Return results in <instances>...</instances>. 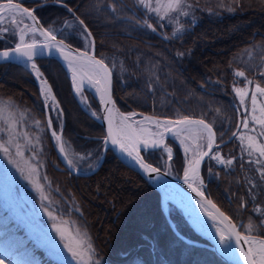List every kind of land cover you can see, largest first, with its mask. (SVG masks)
Instances as JSON below:
<instances>
[{"label": "trees", "instance_id": "1", "mask_svg": "<svg viewBox=\"0 0 264 264\" xmlns=\"http://www.w3.org/2000/svg\"><path fill=\"white\" fill-rule=\"evenodd\" d=\"M51 1L66 6L41 5ZM187 1L195 6V22L186 20L184 29L176 35L144 12L136 0L21 3L34 8L46 28L57 30L65 20L84 21L95 41V55L103 57L112 69L113 98L121 112L135 110L173 119L199 117L212 125L217 141L222 143L239 132L241 122L233 93L234 84L239 82L235 71H244L254 84L264 87L260 75L264 72V4L260 0H240L239 4L234 0ZM112 5L118 9L116 12L111 10ZM58 37L76 48L84 46L75 34ZM15 42L14 35L5 34L0 49L12 47ZM36 63L62 110V142L73 153L86 156L77 168L92 169L102 151L103 127L80 106L59 61L44 58ZM10 77L13 82L7 81ZM86 95L90 108L98 114L91 94ZM0 100L11 101L24 114L28 131H39L44 174L51 184L55 211L87 232L100 264H228L201 245L206 240L192 229L177 207L170 205L168 213L174 230L161 208L157 189L121 163L112 151H107L95 173L72 175L57 156L47 130L43 101L26 68L0 64ZM33 118L41 122L40 127ZM51 119L53 128L59 129L61 126ZM235 137L218 148L234 158L231 167L224 170L209 159L202 167V177L212 200L240 227L246 226L250 218L259 223L252 205L263 197L254 199L253 190L249 191L253 175ZM167 143L173 150L170 165L179 176L185 166L184 155L172 140ZM159 158L157 152L146 156L148 162L163 168ZM0 249L6 264H65L46 255L1 204Z\"/></svg>", "mask_w": 264, "mask_h": 264}, {"label": "snow or ice", "instance_id": "2", "mask_svg": "<svg viewBox=\"0 0 264 264\" xmlns=\"http://www.w3.org/2000/svg\"><path fill=\"white\" fill-rule=\"evenodd\" d=\"M240 0H234V3L239 4ZM264 4V0H260ZM139 3L143 5L147 10L155 12L160 16L161 19L169 16L171 13H180L182 15H188V12L184 9L186 7H191L186 4V0H155V7H153L152 0H139ZM111 10L116 12L118 9L115 5L111 6ZM229 10H232L229 8ZM71 12V9H69ZM20 15L21 18L28 17L33 20L34 27L19 29L20 31V43L16 45L15 48L5 50L0 52V59L11 60L18 58H25L27 61H32L33 57L37 55L38 45L37 41L33 39L31 43L25 42V35L27 31L35 33L40 32V35L44 38V43L42 47L48 49H55L68 63V67L72 72L73 85L76 89L78 95H82L84 78L87 77L89 85L95 87L96 92L100 97V104L104 106V111L107 115L103 118L107 120V134L104 137V144L107 145L109 142L118 146L122 153H126L133 161H135L139 167L150 173H158L159 168L152 167L151 164L145 163L144 158L141 156L142 150L163 148V151L167 153L168 160L172 159L173 150L164 144L165 134H171L172 136L179 138L181 145L184 146L185 156L189 152L192 153L191 158L187 159V167L184 169V180L188 183L189 187L192 188L194 192L200 197H204V193L199 187L195 186V182L199 180V169L201 162L205 157H208L210 153H213L214 148L219 146L216 144V135L213 131L212 125L206 123L204 119L193 120L189 116L185 115L178 117L176 119H161L158 116H144L141 120L133 119L136 116L135 112H130L127 114L119 113V122L114 123L113 112H118L115 108V102L112 100L111 96V82H112V69L109 64L105 63L103 57L97 58L91 49H94L95 41L92 39V33L88 30L87 26L84 25L83 20H79V25L82 27V35L85 37V49L83 51L77 49L72 50L69 46H66L63 41L55 42L56 37L53 35L51 30L39 29L38 22H36L32 11L28 8H23L21 3H16L14 0H6V2H0V25L10 19L12 24H17L16 16ZM74 15V14H73ZM147 27L152 28L151 24H147ZM8 28L0 27V32H7ZM153 31L155 29L153 28ZM55 42V43H54ZM255 47V46H254ZM67 49V50H66ZM178 55H183L180 53ZM115 65H113L114 67ZM36 77L40 79L42 73L40 69L33 62L31 64ZM85 69H90L91 71H85ZM234 75L236 77L244 78L248 84H251V80H247L244 71H235ZM261 77H264V72L260 73ZM79 77V80L77 79ZM159 78L157 77L156 80ZM155 83V81H153ZM42 93H44L45 104H48L49 99H51V110L58 111L59 104L56 101L54 95H52L50 87H44L47 85L46 80H41ZM153 85H149L151 88ZM238 97H240V103L243 105L245 103V98L249 95V90L247 87L240 88L235 87L233 89ZM264 97V87H261L259 83L255 85V91L251 93V105L252 114L251 120L254 124L260 126L261 131L258 133L259 136H264V104L258 106L257 96ZM11 101H6L0 104V121L3 122L4 127H0V133L7 135L8 140L5 142H0V151H2L6 156L10 155V147L14 146L16 148V156L23 158L24 151L23 148L30 146V150L33 152V158L36 155V145L40 143V137H36L35 144L29 138L27 132L20 133L17 131V126L20 120L23 119L24 114L21 113L20 117L11 109ZM257 111L259 115H257ZM62 115V110H59ZM247 108L245 109V118L242 120V126L244 129H249V119L247 115ZM93 115H96L93 113ZM33 122L37 127H40V121L33 118ZM148 125L154 126L150 127ZM47 127L52 129L51 135L55 138L57 142L61 141V135L58 134L57 130L53 128V120L51 117L47 120ZM195 131L199 134L198 136H193L192 133ZM255 131V129H252ZM233 135H237L233 133ZM23 136L26 144L21 145L18 142V137ZM206 137V148L203 143H196V140H204ZM242 144L247 141L245 148L242 151H247L249 156H253L254 153H258L259 156L249 163H255L261 167L258 169L260 172V179L264 180V142L257 140L255 136H245L240 134ZM188 141H192L188 143ZM59 151L63 155V158L67 162L70 169H77V160H84L86 156H80L77 153H69L64 143H60ZM75 155L76 159L72 156ZM212 159L217 160L221 164L231 165L233 159L224 160L219 152H215ZM9 163H16L14 160H9ZM21 175L28 179L33 185L34 189L39 193L41 200H47L48 196L45 195L44 187L39 182V172L38 164H28V172L25 173L23 168H19ZM47 179V177H44ZM203 184V181H200ZM256 187V185H252ZM251 192L252 189L250 188ZM254 198V197H253ZM206 204L214 211H210L205 204L202 203L201 207L204 208L205 214L213 221V226L216 227L217 235L219 236V243L223 246V251L227 255H232L234 253L232 241H235V248L239 249V255L243 258L245 264H264V210L260 207L254 209V212L260 214L259 223L256 224L255 221L250 218L249 223L244 226L241 225L238 228L236 223H233L230 217L225 215L211 200H207ZM46 214L51 220L54 221L53 228L59 234L64 243V247L69 253H71L72 259L76 261V264H100V260L96 257V250L88 237L87 233H81L77 230L76 234L73 236L67 228H63L57 223H55L57 217L53 215L51 211L45 209ZM61 223H67L62 221ZM255 225V226H254ZM244 245H247L245 248ZM0 264H5L3 259H0Z\"/></svg>", "mask_w": 264, "mask_h": 264}, {"label": "rangeland", "instance_id": "3", "mask_svg": "<svg viewBox=\"0 0 264 264\" xmlns=\"http://www.w3.org/2000/svg\"><path fill=\"white\" fill-rule=\"evenodd\" d=\"M3 1V0H0ZM19 1V0H14ZM24 1V0H21ZM137 5L146 12L149 16L154 17L155 19L162 21L166 26H168L171 29V33L176 35L182 32L184 29V22L186 20H191V22H195V6L186 0V4L190 5L191 7H186L184 10L188 12V15H182L180 13H171L169 16L165 17L164 19H161L159 15H157L155 12L147 10L143 5L139 3V0H136ZM153 7H155V0H152ZM17 24H12L10 21L6 25H0V27H6L8 28L7 32H0V39L4 37L5 34H12L16 37V42L18 40V33L19 29L25 28V25L28 26V28H32L28 20L23 17L21 18L18 14L16 16ZM27 30V29H25ZM53 34H76L83 38L85 40L84 35H82V28L78 25L77 22L74 21H67L64 28H61V26L57 29H50ZM28 32V31H27ZM59 38V37H58ZM33 39L38 40V37L35 33L29 31L26 34L25 41L30 42ZM61 39V38H60ZM86 44V41H85ZM36 63V62H35ZM37 65V63H36ZM38 66V65H37ZM39 68V67H38ZM239 79V82L234 84L235 87L245 88L247 87L249 90V95L245 98V103L242 105L240 103V97H238L233 90L236 105L240 111V121L245 118V109L247 108L248 112V119H249V129H244L242 126V123L240 122L239 132L235 137L236 140V146L239 148L243 155L242 159L247 164L248 168L251 170V174L253 175V178L251 179V186L250 188L253 190V197L254 199L257 198L258 195H260L263 198L256 199V204L252 205V211L256 215L260 216L259 213L254 212V209L257 207H260L262 210H264V180L260 179V172L258 169L261 167L258 164L255 163H249V161H253L258 158L259 154L254 153L253 156H249L247 151H242V148H245L247 145V141L245 140L242 144L240 137V134H243L245 136L251 135L255 136L258 141L264 142V136H259L258 133L261 131V128L259 125L254 124L251 120V114H252V105H251V93L255 91V85L253 82L251 84H248L244 78L237 77ZM242 80V81H240ZM247 80H250L247 78ZM8 82H13V79L10 77L7 79ZM242 82V83H241ZM233 86V89H234ZM86 89H83L82 95H78L76 92V89H74L75 97L79 103H82L84 106L88 107V97L86 95ZM43 101L45 102L44 95L42 94ZM258 99V106L261 104H264V97L257 96ZM8 100H0V104L3 102H6ZM51 99H49L47 107H49L52 118L58 123L59 127L61 126L62 121V115L58 111H52L51 110ZM60 107V106H59ZM14 111L17 115V118L20 117V112L16 107L11 104V109ZM61 110V109H60ZM135 111V110H132ZM131 112V111H127ZM124 112V113H127ZM123 113V112H122ZM259 115V112L256 113ZM23 116V119L20 120L19 125L17 126V131L20 133L27 132L29 134V138L32 140L33 144H35L36 137L40 135L39 131L37 133H33L31 131H28L27 129V123L25 122ZM161 119H171V118H162ZM41 126V125H40ZM0 127H4V124L2 121H0ZM252 129H255V131H252ZM60 131V128L57 129V132ZM193 135V136H198ZM18 142L21 145H25L26 141L23 136H20L17 138ZM52 143L57 146V141L53 139L51 135ZM172 141L181 149L184 158H185V165H187V159L191 158L192 153L189 152L187 155V158L185 156L184 152V146L181 145L179 138L171 137ZM170 139V140H171ZM8 140V137L4 133H0V142H5ZM192 141H188V143H191ZM196 143H203L206 147V137L204 140H196ZM167 147L172 148L171 145L166 143ZM65 145V144H64ZM10 147V155H5L2 151H0V204L2 205L3 209H5L10 217L23 229L26 236L30 238L38 247H40L46 255L51 257L52 259L59 261L61 263L65 264H76V261L72 259L71 253L67 251V249L64 247V243L66 241H62L59 234L54 230L53 223L54 221L49 218V216L46 214L45 209H48L53 213L54 216L57 217L55 223L60 225L63 228H67L69 232L74 236L79 230L81 233H87L83 228L77 226L74 222L70 221L69 219L62 217L55 211V205L54 200L52 197V190H51V184L49 180L44 179L45 174V161L42 157V145L39 143L36 145V155L35 158H33V152L30 150V146H26L23 148L24 151V157L20 158L16 156V148L14 146L9 145ZM67 149H69V153H73V151L65 145ZM205 149V148H204ZM146 153L144 154L145 158L147 155H150L152 152H157L158 156H160L159 160L160 163L163 165L162 170H167L173 175L178 176L172 169L170 165V160H168L167 153L164 152L162 149H150L146 150ZM219 152L220 155L223 157L224 160L233 159V157H230L226 153H224L222 150L217 149L213 151L211 156L215 153ZM173 155V154H172ZM210 156L209 159L218 167L223 168L224 170H227L231 167V165L227 164H221L217 160L212 159ZM73 159H76V156H72ZM14 160L16 163H9V160ZM80 160H77V163ZM234 162V159H233ZM38 164V172H39V182L44 187L45 195L48 196L47 200H41V197L39 193L34 189L33 185L29 182L28 179H25L23 175H21V172L18 170L17 165L19 168H23L25 170V173L28 172V164ZM179 177V176H178ZM204 180V179H203ZM199 185L197 182L195 185ZM252 185H256V187H252ZM161 203V201H160ZM172 205V204H170ZM169 205V209H170ZM162 210H163V203L161 204ZM123 219V218H122ZM62 221H65L67 223H61ZM169 221V220H168ZM171 227L175 230L174 224L172 221H169ZM189 224V223H188ZM193 229V228H192ZM88 235V234H87ZM89 237V236H88ZM90 238V237H89ZM1 250V249H0ZM0 259H5L4 255L0 252ZM5 261V260H4ZM6 264V263H5Z\"/></svg>", "mask_w": 264, "mask_h": 264}, {"label": "water", "instance_id": "4", "mask_svg": "<svg viewBox=\"0 0 264 264\" xmlns=\"http://www.w3.org/2000/svg\"><path fill=\"white\" fill-rule=\"evenodd\" d=\"M16 3H19V2H16ZM55 4L57 5H60V6H63L65 7L66 5L64 3H61V2H54ZM21 6L23 8H28L26 7L25 5L21 4ZM30 11H32L33 13V16L35 17V20L36 22H38V27L39 29H44V30H49L47 28H45L40 20L37 18L36 14L34 13V8H28ZM25 18L28 20V22L30 23L31 27H34L36 25H34V22L32 19L28 18L25 16ZM36 36L38 37V40L37 43L38 45H41V47H38L37 49V55L33 57V60L32 61H27L25 58H18V59H11V60H4V59H0V64H5V63H13V64H19L21 66H23L24 68H26L34 77L35 81H36V84L38 86V89H39V93H40V96L42 98V93H41V90H40V87H39V84H38V81H37V78H36V75L25 65L26 62H34L38 59H44V58H49V59H55L57 61H59L63 67L65 68L66 72H67V75L71 81V87H72V91L75 95V92H74V87H73V81H72V78L69 74V71L66 67V65H68L67 61H65L63 59V57L59 54V52H57L55 49H48V48H44L42 47L43 43H44V38L40 35V32L39 31H36L35 32ZM55 35V34H53ZM56 41L55 42H59V41H63L64 44L66 46H69L72 50H81L83 51L84 49H80V48H76L70 44H68L67 42H65L64 40L58 38L56 35ZM93 39V38H92ZM54 42V43H55ZM20 43V40L18 38V41L12 46V47H9V48H2L0 49V52L2 51H5V50H9V49H13L16 47V45ZM27 43H31L30 42H27ZM67 50V49H66ZM91 51L93 52V54L95 55V45H94V49H91ZM96 56V55H95ZM97 57V56H96ZM98 58V57H97ZM99 59V58H98ZM36 64V63H35ZM37 66V65H36ZM38 67V66H37ZM87 70V69H85ZM41 72V71H40ZM44 80H46L45 78H43ZM47 81V80H46ZM47 86L50 87L49 83L47 82ZM88 92H90V94L92 95V97L94 98L95 100V103L97 105V108H98V111H99V116H93L95 120H97L101 126L103 127V131H104V136L102 138V141H103V146H102V151H101V154H100V157L98 159V162L97 164L95 165V167L91 170H87V171H81L79 169H70L67 162L65 161V159H63V157L60 155V152H59V146H60V142H57V146H56V152H57V155L62 163V165L72 174V175H75V176H79V177H85V176H89L93 173H95L102 165L104 159H105V156H106V153L108 150H111L112 153L115 155V157L121 162L123 163L124 165H126L127 167H129L130 169L134 170L135 172L139 173L145 180H147L155 189H157V191L160 193V197H161V204L163 203V194L161 192V190L153 183V181L157 182V183H161V184H164V185H167V186H170V187H173L175 190H177L178 192H181L183 193L184 195H187L188 198H190L193 202H195V204L197 205V207H187L185 205H181V204H178L176 202H172L170 201L171 204H173L175 207H177L181 213L183 214V216L185 217V219L187 220V222L189 223V225L193 228V230L199 234L200 236H202L205 240H206V243H202L201 245L204 246V247H207L209 248L210 250H212L213 252L216 253V255L221 259L223 260L224 262L228 263V264H245L243 258L239 255V249L235 248V241L233 240L232 241V245H233V249H234V253L232 255H227L225 254V252L223 251V249L218 245V243L213 239L211 238L210 236H206V235H203L201 234L199 231H197L195 229V227L190 223L189 221V218L193 217V218H199V219H202V220H207L209 221L210 223H213V221L211 219H209V217L205 214V210L204 208L201 207V204L204 203L205 204V207H208L210 211H214L210 208V206H208L206 204V201L207 200H211L222 212H224L210 197V195L208 194V191H207V187H206V184L202 178V175H201V169H202V166L203 164L206 162V160L209 158V156L212 154L210 153V155L208 157H205L204 160L201 162V165H200V169H199V180H197L196 182L199 184V185H195L197 187L200 188V190L204 193V197H200L196 194V192H194L192 190L191 187H189L188 183L185 182L184 180V170L182 172V174L178 177L176 175H173L172 173H170L169 171L167 170H162L159 168V172L158 173H150V172H145L143 171L139 165L133 161L130 157L127 156L126 153H122L119 149L118 146H114L112 145L110 142L105 145L104 144V137L106 136L107 134V127H108V124H107V120L103 119V118H98V117H103L105 115H107V113L104 111V106H102L100 104V97H99V94L96 92L95 88H94V91L90 90V89H87L85 88ZM52 92V90H51ZM52 95H53V92H52ZM111 96H112V100L114 101V98H113V81L111 82ZM43 99V98H42ZM57 101V100H56ZM115 102V101H114ZM115 108H117L116 104H115ZM59 110H60V107H59ZM119 110V109H118ZM44 112H45V117H46V121L48 120V118L50 117L49 116V112H48V107L47 105L44 103ZM131 112H135L136 115L138 116H141V115H146V114H143L141 112H137V111H131ZM114 113V112H113ZM122 113V112H121ZM127 113H130V112H127ZM125 113V114H127ZM146 116H150V115H146ZM191 119L193 120H199L201 118H197V117H190ZM206 123H208L206 120H205ZM213 128V127H212ZM49 129V128H48ZM51 131L52 129H49V133L51 135ZM214 131V129H213ZM215 132V131H214ZM61 135V130L59 131V133ZM216 135V133H215ZM235 135H232L229 139H227L226 141L224 142H220V143H217V138H216V144L220 147L221 145L225 144V143H228L231 139L234 138ZM170 136H166L165 137V140L164 142L166 143V140L167 138H169ZM216 149V148H214ZM205 151L207 150V148L205 147L204 149ZM143 151H146V150H143ZM141 156L144 158V162L145 163H148V164H151L149 163L142 151H141ZM152 167H155V168H158L157 166L151 164ZM188 165L185 166V168L187 167ZM203 181V184L201 185L200 184V181ZM195 182V183H196ZM163 212L166 216V218L170 221L169 219V216H168V212L166 209L163 208ZM225 213V212H224ZM225 215H227L228 217H230L228 214L225 213ZM230 219L232 220L233 223H235L233 221V219L230 217ZM172 225V224H171ZM239 228V227H238ZM186 240V239H185ZM244 247L246 248L247 245H244Z\"/></svg>", "mask_w": 264, "mask_h": 264}, {"label": "bare ground", "instance_id": "5", "mask_svg": "<svg viewBox=\"0 0 264 264\" xmlns=\"http://www.w3.org/2000/svg\"><path fill=\"white\" fill-rule=\"evenodd\" d=\"M9 21H10V19L6 20L3 25H6ZM25 31H26V34L29 32V31L27 32V30H25ZM18 36H19V40H20V31L18 33ZM32 63L33 62H26L25 65L35 74V72L33 71L32 67H31ZM66 67H67V69L69 71V74H70V76L72 78L71 70L69 69L68 65H66ZM85 71L90 72L91 70L87 69ZM77 79L79 80V77ZM41 80H44V79L42 77L40 79L37 78V81H38V84H39V87H40V90H41V93H42ZM72 81H73V79H72ZM44 87H48V86L45 85ZM73 87H74V85H73ZM85 88L90 89L92 91H94V88H95V87L89 85V83L87 81V77L84 78L83 89H85ZM74 89H75V87H74ZM42 94L44 95V93H42ZM119 113H121L119 110H118V112L114 111V113H113L114 123H118L119 122V119H120ZM144 116H146V115H141L140 117H137V115H136L133 119L141 120ZM148 126L154 127V126H151V125H148ZM197 134L198 133L195 131V127H194V131H193L192 135H197ZM166 136L174 137L171 134H165V137ZM174 138H176V137H174ZM53 139L55 140L54 137H53ZM164 144L166 145L165 142H164ZM150 149H152V148H150ZM150 149H147V150H150ZM155 149H162L163 150L162 147L161 148H155ZM60 155L63 157L61 152H60ZM153 183L161 190V192L163 194V207H164V209H166V210L169 209L170 201L176 202V203L181 204V205H185L187 207H197L195 202H193L190 198H188L187 195H184L183 193L178 192L173 187H170V186H167V185H164V184H161V183H157L155 181H153ZM189 221L195 227V229L197 231H199L203 235L210 236L211 238H213L218 243V245L223 249V246L220 245V243H219V236L217 235L216 227L213 226V223H210L207 220H202V219L193 218V217L192 218L190 217Z\"/></svg>", "mask_w": 264, "mask_h": 264}]
</instances>
